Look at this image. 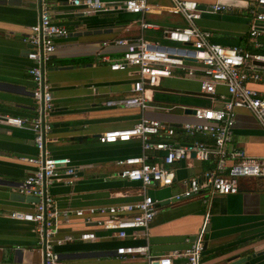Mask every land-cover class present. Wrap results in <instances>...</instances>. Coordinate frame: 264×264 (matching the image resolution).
<instances>
[{"label":"crops","instance_id":"obj_1","mask_svg":"<svg viewBox=\"0 0 264 264\" xmlns=\"http://www.w3.org/2000/svg\"><path fill=\"white\" fill-rule=\"evenodd\" d=\"M105 1V9L90 14L79 12L68 0H50L48 4L52 21L65 26L69 34L56 39L55 51L44 63L45 83L54 98V107L48 113L52 129L45 150L51 156L70 158L76 166L73 176L57 178L47 188L61 213L56 237H75L74 241L56 245V251L67 264H145L140 255L121 258L117 249L148 244L153 254L184 250L201 230L207 215L203 264H230L229 258L238 253L255 254L246 264H264V176L240 178L238 193L214 195L208 204L200 196L176 199L175 195L185 188L184 179L202 176L216 166L214 161H198L194 155L174 164L176 180L171 186L146 190L158 202L147 235L130 229V236L122 239L117 237V230L105 229L99 223L109 216L98 208L136 202L145 194L141 182L117 175L123 168L118 164L120 159L143 154L142 141L133 138L103 143L100 136L104 132L132 127L142 115L179 127L196 121L184 107L219 106V94L227 96V88L219 85L218 96L211 100L202 94L199 77H184L177 71L176 76L162 79L159 86L146 92L153 103L169 111L142 114L137 108L107 106V100L134 94L132 84L137 74L135 67L113 70L102 56L119 59L125 46L104 42L116 38L134 41L144 36L169 43L163 31L185 26L186 22L181 15L161 8L170 6L172 0H148L155 11L145 14L117 7L123 0ZM196 1L208 7L198 24L211 33L213 42L251 52L264 48L255 47L250 37L253 0H222L225 8L221 11L210 9L214 0ZM41 15V0H0V116L33 119L38 115L33 98L35 82L29 72L33 62L27 56L30 45L24 38ZM143 19L156 27L143 29ZM259 39L264 43V29ZM252 86L264 95V84ZM34 138L30 125L0 123V264H37L43 259L36 223L12 217L15 211L35 210L36 203L27 197L13 196L24 194L19 186L37 168L29 161L40 155ZM192 139L186 135L176 137L183 142ZM232 146L264 160V128L247 108L236 109ZM148 153L157 156L161 152ZM78 210L84 214H76ZM84 232H93L97 238L80 240Z\"/></svg>","mask_w":264,"mask_h":264},{"label":"built area","instance_id":"obj_2","mask_svg":"<svg viewBox=\"0 0 264 264\" xmlns=\"http://www.w3.org/2000/svg\"><path fill=\"white\" fill-rule=\"evenodd\" d=\"M50 0H41L42 15L40 21L29 27L24 41L30 45L27 53L33 62L29 72L35 82L33 98L37 103L38 115L33 119L0 116V123L23 127L31 126L35 131V143L40 152L38 157L29 158L36 164V170L19 186L24 194L41 198L33 212L15 211L12 217L36 223L39 242L43 250V259L37 264H67L61 259L55 246L75 240L74 236L66 235L57 238V220L61 217L55 201L45 188L54 180L64 175L73 176L76 166L67 157L48 155L45 142L51 132L52 124L48 121V113L54 107L53 93L43 79L42 65L50 60L56 48V39L69 34L65 26L54 23L49 14ZM79 8V12L90 14L107 7L105 0H68ZM211 5L214 11L225 8L222 0H214ZM117 7L138 14L154 12V6L148 0H123ZM162 9L172 14L181 15L186 25L165 29L163 36L169 43L149 40L144 36L129 41L116 38L104 42L125 46L119 59L111 60L104 55L102 58L110 62L113 70H127L135 67L137 78L132 84L134 94L127 97L107 100V106L120 108H137L144 114L146 111H169L170 108L153 103L146 94L147 90L160 85L164 78L176 76L181 71L184 77H199L202 94L214 100L218 96L217 87L227 88V96L219 94L221 105L193 107L191 114L194 122L183 123L179 127L171 126L159 119L143 116L129 128L112 129L100 136L103 143L129 141L139 138L142 141L143 154L120 159L123 166L117 175L142 184L143 197L132 203L118 204L98 208L108 219L99 223L105 229L117 230V237L125 239L130 236L128 230H147L158 212L157 200L146 193L150 187L171 186L176 180L173 167L176 162L190 159L194 155L198 161H214L216 166L202 176L184 179L185 188L175 195L176 199L200 196L208 204L214 195H231L239 191V179L243 177L264 176V160L250 156L239 147L232 146L233 128L236 121V109L244 107L251 110L264 128V95L252 84H264V53L251 52L237 47L225 46L211 40V33L199 26L204 9L196 0H172L170 6ZM253 22L250 37L255 47H262L259 39L263 33L264 0H253L250 7ZM143 29L156 27L143 19ZM263 28V27H262ZM193 62V65L189 64ZM184 109H187L184 107ZM189 136L191 141L176 140L178 136ZM203 137L204 139H198ZM161 152L149 155V151ZM68 182H72L69 180ZM133 213L132 216L125 214ZM67 214V212H63ZM76 214L83 215L82 210ZM208 216L195 239L189 240L190 246L184 250L175 249L164 254H153L148 244L127 245L117 249L121 258L142 256L145 264H203L205 250V234ZM96 234L84 232L80 240H95Z\"/></svg>","mask_w":264,"mask_h":264},{"label":"water","instance_id":"obj_3","mask_svg":"<svg viewBox=\"0 0 264 264\" xmlns=\"http://www.w3.org/2000/svg\"><path fill=\"white\" fill-rule=\"evenodd\" d=\"M200 8L201 9H207L208 7L207 6H204V5H200ZM210 9L211 10H213V7L212 6H210ZM261 24H263L264 25V23H261ZM261 29H264V28H262L261 27ZM42 70H43V79H44V81H45V75H44V73H45V66H44V64L42 65ZM193 110L191 109V108H187V110H186V112H188V113H191ZM45 150V149H44ZM45 191H46V193H47V188H45ZM13 196L15 197V198H19V197H27L28 198V200L30 201V202H33V203H39L40 202V200H41V198L40 197H34V196H29V195H24V194H13ZM171 200H169V202H170ZM26 221H29V220H26ZM33 222V221H32ZM255 256V254H253V255H247V256H243L242 254H237V255H235V256H233L232 258H229L230 259V264H246V263H248L250 260H251V258L252 257H254Z\"/></svg>","mask_w":264,"mask_h":264},{"label":"trees","instance_id":"obj_4","mask_svg":"<svg viewBox=\"0 0 264 264\" xmlns=\"http://www.w3.org/2000/svg\"><path fill=\"white\" fill-rule=\"evenodd\" d=\"M255 52L264 53V48H262V49H260V50H256Z\"/></svg>","mask_w":264,"mask_h":264}]
</instances>
